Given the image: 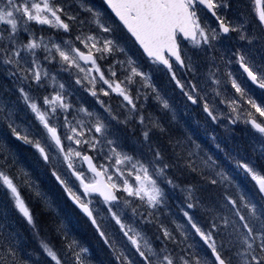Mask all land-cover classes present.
<instances>
[{"label": "clouds", "instance_id": "1", "mask_svg": "<svg viewBox=\"0 0 264 264\" xmlns=\"http://www.w3.org/2000/svg\"><path fill=\"white\" fill-rule=\"evenodd\" d=\"M183 3L0 0V264H264V0Z\"/></svg>", "mask_w": 264, "mask_h": 264}, {"label": "snow or ice", "instance_id": "2", "mask_svg": "<svg viewBox=\"0 0 264 264\" xmlns=\"http://www.w3.org/2000/svg\"><path fill=\"white\" fill-rule=\"evenodd\" d=\"M205 2L209 7L214 5V0ZM109 3L145 50L161 59L160 50L169 46L172 31L187 26L188 13L183 0H109ZM257 10L264 18V10ZM104 195L110 198V192Z\"/></svg>", "mask_w": 264, "mask_h": 264}]
</instances>
